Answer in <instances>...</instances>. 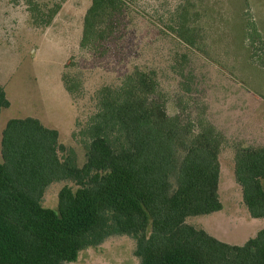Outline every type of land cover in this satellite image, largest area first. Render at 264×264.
<instances>
[{
  "label": "trees",
  "instance_id": "1",
  "mask_svg": "<svg viewBox=\"0 0 264 264\" xmlns=\"http://www.w3.org/2000/svg\"><path fill=\"white\" fill-rule=\"evenodd\" d=\"M132 1L92 0L81 48L106 42ZM62 2L27 0L31 21L50 26ZM64 83L74 93L76 86ZM132 85L123 100L106 99L89 120L82 167L73 151L61 158L66 149L57 130L32 117L8 121L0 157V264L73 263L113 236L136 242L140 264H264V229L239 246L187 223L222 210L224 135L204 117L170 116L146 73ZM9 106L0 83V119ZM235 176L251 217L264 218V148L238 151ZM62 181L77 190L63 187L58 209L45 208L47 188Z\"/></svg>",
  "mask_w": 264,
  "mask_h": 264
},
{
  "label": "rangeland",
  "instance_id": "2",
  "mask_svg": "<svg viewBox=\"0 0 264 264\" xmlns=\"http://www.w3.org/2000/svg\"><path fill=\"white\" fill-rule=\"evenodd\" d=\"M91 2L63 1L52 24L38 27L27 0H0V83L14 96L6 118L38 117L60 132L61 158L73 151L82 167L89 120L106 99L123 100L135 75L146 73L170 116L204 117L224 135L222 210L187 223L222 242L245 244L264 229V218L251 217L235 176L238 151L264 148V0H133L113 35L94 50L81 48ZM1 138L0 129V157ZM65 186L78 188L72 181L52 184L43 206L57 210ZM135 249L131 237L113 236L67 264H140Z\"/></svg>",
  "mask_w": 264,
  "mask_h": 264
},
{
  "label": "crops",
  "instance_id": "3",
  "mask_svg": "<svg viewBox=\"0 0 264 264\" xmlns=\"http://www.w3.org/2000/svg\"><path fill=\"white\" fill-rule=\"evenodd\" d=\"M9 91L12 93V91H11L10 89H8V88L5 87V92H6L7 98H8V100H9V102H10V106L2 111V115H1V119H0V129H1V131H2V134H3V131H4L5 127H6V124L8 123L9 120H11V119H24V118H21L22 116H20V117L6 118V113H5V111L8 110L10 107H12V105H13L12 97L14 98L13 94H11ZM11 95H12V96H11ZM34 98H35L36 100L38 99V98H36V97H34ZM32 118L38 119V117H34V116H32ZM38 120H39V119H38ZM39 121H40V120H39ZM41 123H42V122H41ZM43 125H44V124H43ZM44 126H45V125H44ZM45 127H47V126H45ZM48 128H49V127H48ZM51 129H52V128H51ZM59 133H60V132H59ZM59 135H60V134H59ZM1 141H2V138H1ZM78 259H79V258H78ZM77 261H78V260H77ZM77 261H76V262H77ZM76 262H73V263H76Z\"/></svg>",
  "mask_w": 264,
  "mask_h": 264
}]
</instances>
